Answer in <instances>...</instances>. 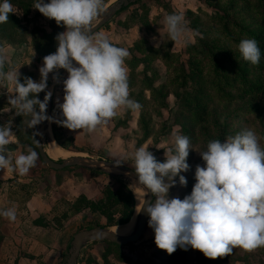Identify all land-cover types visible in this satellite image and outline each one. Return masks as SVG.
Wrapping results in <instances>:
<instances>
[{"label":"rangeland","instance_id":"374dc122","mask_svg":"<svg viewBox=\"0 0 264 264\" xmlns=\"http://www.w3.org/2000/svg\"><path fill=\"white\" fill-rule=\"evenodd\" d=\"M115 1L103 0L102 11ZM230 1L138 0L116 13L96 32H103L113 44L129 51L125 58L129 98L138 102L140 108L117 109L115 117L93 130L61 129L59 123H55L53 129V121L63 118L58 107V103L63 101L62 81L67 77L66 70H63L48 85L52 95L47 105V116L52 119L47 120L45 130L39 131L43 148L46 149L48 144L45 132L49 128L56 143L69 150L66 158L81 156L121 162L135 170L132 153L136 148L148 145L155 158L163 162L168 149L174 146L173 133L178 130L190 141L186 158L190 167L187 172L180 173L186 177L187 184L181 186L178 177H174L176 183L169 188L168 195L169 198L181 199L191 192L195 183V167L203 165L199 152L206 149L210 140H224L241 129L249 128L257 134L258 142L264 148V78L257 69L249 68L252 72L247 78L252 81L251 78L260 75L258 83L261 89L244 94L250 81L243 84L239 78L233 80L231 77L241 71L238 64H241L242 57L235 41V38H241L239 25L231 19L232 15L218 13L222 15L221 19L214 15ZM10 2L14 13H10L7 22L0 23V56L5 60L4 70L18 68L21 82L24 77L38 80L42 58L55 52L57 42L54 37L65 30L64 26L62 23L57 25L54 19L35 9L36 0ZM173 12L184 17L188 44L171 40L167 34L164 17ZM243 17L245 26L264 32V25H260L263 18L257 16L253 9ZM99 18L100 14L89 27ZM231 28L233 35L228 34ZM199 37L203 38L202 43L198 42ZM190 44L198 48L188 51ZM192 57L195 60L193 67L200 70V74L184 81V74L190 70L188 60ZM219 78L221 83L212 88V81ZM194 80L198 86L203 84L202 95L195 94L197 85ZM185 93H191L192 99L196 98L205 109L200 107L188 111L183 101ZM11 95H14L13 84L0 79V124L11 121L14 134L5 148L6 155L14 164L18 155L27 154L29 148L37 151V148L36 125L29 128L31 117L16 115V110L8 103ZM125 177L116 170L103 171L79 164L53 170L42 162L39 154L34 167L26 174L9 171L7 166L0 169V210L14 208L16 212L14 221L0 216V264H20L23 257L45 256L46 263L37 260L36 264H66L76 232L111 226L97 212L83 209L76 213L72 204L75 198L79 194L94 198L115 180L126 185ZM38 216L47 222L46 226L33 224V218ZM76 264H264V252L259 248L248 252L236 247L229 255L210 259L188 246L187 250L177 247L168 254L155 245L154 232L146 224L141 238L134 243L85 242Z\"/></svg>","mask_w":264,"mask_h":264},{"label":"clouds","instance_id":"9594fccd","mask_svg":"<svg viewBox=\"0 0 264 264\" xmlns=\"http://www.w3.org/2000/svg\"><path fill=\"white\" fill-rule=\"evenodd\" d=\"M34 8L47 18L61 23L64 31L56 34V50L44 56L39 67V79L24 77L21 82L18 68L4 70L0 56V79L13 84L14 95L8 103L16 115H29L28 127L52 118L46 115L51 91L43 99L37 94L47 88L50 72L64 69L63 101L58 103L62 120L70 130H93L102 122L117 115V109L136 110L140 104L129 98L128 71L125 58L129 51L113 44L103 32L93 34L89 28L103 9V0H36ZM14 13L10 0H0V23ZM164 26L171 40L188 44L184 17L173 12L164 17ZM238 51L243 60L257 65L261 50L254 38L241 39ZM30 62V61H29ZM57 77L54 75L53 79ZM11 121L0 124V169L26 174L34 167L38 153L32 148L15 158L6 155L5 146L13 137ZM174 146L165 160L159 162L148 145L132 153L137 181L155 199L145 201L141 208L147 214L148 226L154 232L155 245L173 253L177 247L197 249L210 259L223 257L240 247L251 252L264 247V148L257 134L249 128L241 129L224 140H210L199 152L203 165H196L195 183L190 194L182 199L169 198V188L178 177L179 184H187L190 165L186 158L190 141L177 130L173 133ZM116 162L115 164H120ZM0 216L14 221V208L0 210Z\"/></svg>","mask_w":264,"mask_h":264},{"label":"trees","instance_id":"16d2710c","mask_svg":"<svg viewBox=\"0 0 264 264\" xmlns=\"http://www.w3.org/2000/svg\"><path fill=\"white\" fill-rule=\"evenodd\" d=\"M240 1L242 2L240 3ZM242 3H243V8H241ZM125 8L126 7H122L121 10ZM252 9L254 10L257 16L263 18L262 23L260 25H264V0H231L230 3L227 4V6L225 7L221 6V8L218 9V12L214 14L215 17L219 19H221L222 15H219L218 13L232 15L231 19L236 21V25H239L238 35H240L241 38H239V40L235 38V41L237 42L236 43L237 50L240 40L244 38H254L257 41L258 46L261 50V59L257 65H252L250 62H247L242 59L241 64L240 63H239L240 65L238 64V69H240L241 71L237 75L231 76L233 77V80L239 78L243 84L248 83V81H250V79H248L247 76L249 73L252 72L253 69H257L261 73L260 75L264 78V70H263L264 69V32L260 31V29L256 30L247 25L246 26L244 25L246 20L243 17V15L249 14L250 12H252ZM223 29L225 31V24L223 26ZM232 32L233 29L231 28L228 34L233 35ZM229 38L231 39L232 37ZM197 40L200 43L203 42L202 37H199ZM197 48L198 46H195L194 44L188 45V51L196 50ZM193 59L194 58L192 57L188 60L190 70L189 73L184 74V81H186L188 77H195L196 75L200 74V70L193 67V64L195 65L194 62L195 60ZM249 68H251L252 70H249ZM260 75H256L255 79L251 78L252 81H250L249 83L250 86L249 88L245 86L244 94L252 93L251 91L257 92V90L261 89L258 83ZM220 79L221 78L212 81L211 87L212 88L214 86L217 87L221 83ZM194 84L197 85L195 80H194ZM194 90H196L195 91L196 95H202L203 84L199 86L198 85L195 86ZM183 101L186 102L185 104L188 107L187 108L188 111H193L194 109L200 107L205 109V106L201 102L197 101L196 98L195 100L192 99L191 93L189 94L185 93L183 96ZM62 119L63 118L60 117L58 121ZM55 123H59V122L53 121L52 124L53 129ZM59 125L61 129L65 128V126H63L62 124L59 123ZM72 204L74 205L73 210L76 211V213L83 209H88L92 213L97 212L105 218L108 224H111V226H113V225L125 224L131 219L134 212L135 200L130 189L121 180H115L111 184L106 185L102 189L100 194L95 196L94 198H87L84 194H79L75 198ZM116 215H118V218H116ZM33 223L38 226L47 225V222H45V220L42 219L41 217H38L37 219L33 220ZM259 249L261 252H264V247H260Z\"/></svg>","mask_w":264,"mask_h":264},{"label":"water","instance_id":"95a60500","mask_svg":"<svg viewBox=\"0 0 264 264\" xmlns=\"http://www.w3.org/2000/svg\"><path fill=\"white\" fill-rule=\"evenodd\" d=\"M135 1L138 0H116L115 2H113L110 6H108L100 13V18L98 22L93 26L89 27L91 32L92 33L96 32L106 22H108L118 11H120L122 7H127L132 2ZM63 70L64 69L62 68L57 69L55 70L54 73L50 72L48 74L47 88L39 93V99L42 100L45 91H48V85L53 80V76L54 75L58 76ZM47 111L48 109H46V115H47ZM46 128H47V120H44L35 126V144L42 162L45 165H47L49 168L53 170H60L65 167H70L76 164L84 165V166H94L103 171H108V170L119 171L123 173L125 176L131 177L137 181L135 170L121 163L115 164L116 162L106 161L102 159H91L81 156H73L70 158H62L60 160H54L47 154L39 139V131L41 129H46ZM153 197L154 196L150 192H146L144 199L147 202L153 200ZM147 220H148V216L141 208V211L137 215L135 228L133 232L129 235H118L115 232L106 228H91L76 232L71 240L72 250L70 252L69 260L66 264H76V260L79 255L81 247L85 242L88 241L110 240L118 245H126L138 241L145 230Z\"/></svg>","mask_w":264,"mask_h":264},{"label":"bare ground","instance_id":"6f19581e","mask_svg":"<svg viewBox=\"0 0 264 264\" xmlns=\"http://www.w3.org/2000/svg\"><path fill=\"white\" fill-rule=\"evenodd\" d=\"M45 130V129H44ZM45 137L47 138V147L45 151L51 158H66L68 156L69 150L64 149L63 147H60L56 141L54 140L51 130L48 128L45 132ZM46 143V142H45ZM70 154V153H69ZM72 154V153H71ZM125 183L127 187L130 189L134 196L135 200V207L134 212L131 217V219L125 223L120 225H113L108 227L107 229L115 232L118 235H129L133 232L136 221H137V212L136 209L140 207V204L142 203L144 197L145 189L133 178L126 176L125 177Z\"/></svg>","mask_w":264,"mask_h":264},{"label":"crops","instance_id":"0c3cea01","mask_svg":"<svg viewBox=\"0 0 264 264\" xmlns=\"http://www.w3.org/2000/svg\"><path fill=\"white\" fill-rule=\"evenodd\" d=\"M42 216L45 217L44 214H43ZM38 217H39V216H38ZM33 219L35 220V219H37V218L34 217ZM45 219H46V218H45ZM33 224H34V223H33ZM34 225H35V224H34ZM36 226H38V225H36ZM36 226H35V227H36ZM41 227H43V226H41ZM64 240H65V239H64ZM45 248H46V246H45ZM47 248H48V247H47ZM46 250H47V249H46ZM35 255H37V254H35ZM36 257H37V256H36ZM45 257H46V256H45ZM45 257H42V258H33V257H32V258H31V257H30V258H27V257H23V258H20V264H32V263H33V264H36V263H37V262H36L37 260H40V261H43L44 263H46V261H45V259H44Z\"/></svg>","mask_w":264,"mask_h":264}]
</instances>
